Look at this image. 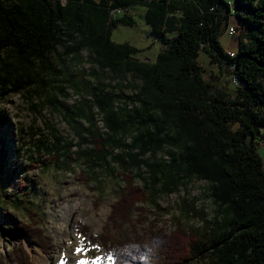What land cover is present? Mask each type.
I'll return each mask as SVG.
<instances>
[{
    "label": "trees",
    "instance_id": "1",
    "mask_svg": "<svg viewBox=\"0 0 264 264\" xmlns=\"http://www.w3.org/2000/svg\"><path fill=\"white\" fill-rule=\"evenodd\" d=\"M230 2L0 0V102L33 87L46 92L47 102L63 110L77 143L65 145L54 135L52 149L43 138L38 152L54 150V163L119 167L123 188L97 239L112 264H264V169L255 150L264 140V0ZM135 6L144 8L149 34L163 48L153 63L137 59L139 50L129 43L111 41L113 28L135 25L131 14L111 18V10ZM231 16L239 22L233 56L219 43ZM58 45L77 61L87 50L97 71L78 76L54 69L48 56L56 55ZM200 51L220 74L236 80L232 92L205 80L197 61ZM6 52L11 60L3 58ZM105 71L120 79L117 87L107 90L110 84H102ZM68 91L78 100L65 108L59 98H69ZM93 109L101 115L103 134ZM9 130L0 114V189L7 199L16 189L8 195L5 190L21 176L7 166ZM35 132L41 133L19 129L30 139ZM85 145L89 148L82 149ZM163 151L168 161L156 159ZM80 178L91 179L87 173ZM193 179L206 183L215 208L212 218L201 209L196 213L200 227L184 229L176 221L174 229L160 231L156 250L125 236L124 229L145 222L146 207L157 193L170 195ZM27 180L21 176L18 188L25 198L30 196ZM134 213L139 220H132ZM39 218L29 210L22 228L46 254L53 243ZM10 254L15 264H31L21 250Z\"/></svg>",
    "mask_w": 264,
    "mask_h": 264
},
{
    "label": "rangeland",
    "instance_id": "2",
    "mask_svg": "<svg viewBox=\"0 0 264 264\" xmlns=\"http://www.w3.org/2000/svg\"><path fill=\"white\" fill-rule=\"evenodd\" d=\"M143 13L144 8L142 7H134L130 10L129 14L133 16L135 25L113 28L111 41L119 44H131L139 50L135 54L137 59L153 63L163 48L149 34ZM237 24L234 17L231 22L223 24L219 38L221 47L231 54H235L238 50L239 30ZM230 27H235L237 32L235 36H230L226 32ZM64 51L65 48L58 45L56 55L48 56V62L54 69L62 68L67 73H75L78 76L89 74L91 69L97 71L96 67L88 61L89 52L87 50L80 52L79 61L74 56H66ZM3 58L11 60L7 52ZM208 58L209 56L205 51H200L197 58L205 80L220 89L232 92L235 89L232 78L225 73L220 74L218 68L214 67L215 65ZM86 79L95 85L94 78L87 77ZM119 80L108 71H105L101 78L103 85L110 84L107 90H110L111 87H117ZM126 80L130 81L131 77L127 75ZM139 83V80H136V84L139 85ZM27 91L29 92L9 94L0 102V114L6 118L10 128L6 138V147L9 151L7 166L13 168L15 173L27 177L28 188L26 191L30 192L28 198L19 193L21 176L17 179L14 178L5 190L8 195L10 194L9 191L16 189L10 199H7L0 189V256L3 257L4 264H15L10 253L18 249L28 256L31 264H36L33 260L32 249L39 248L45 258L47 257L49 260L47 264H60L61 260L67 264L70 259V245L78 239V242H82H79L77 246L84 249L85 260H88L90 264L97 258H99V264H112V260H109V256L104 253L97 239L103 235L110 205L119 198L123 188V183L117 175L120 171L119 167L111 165L110 168H91V166L79 162L67 165L63 159L54 163L51 160L54 150L50 153L45 148H41L38 152L37 145L43 138L47 139L46 143L50 148L55 142L54 135L61 137L65 145L68 143L75 145L77 138L63 110L60 107H53L47 102L48 95L46 92H40L34 87ZM121 92L124 95H130L129 89H123ZM115 93H118L117 90ZM68 95L70 96L67 99L59 98L65 108L72 107L78 100L71 91H68ZM93 110L96 113L97 127L103 134L105 130L101 123V115H98L97 110ZM20 128L25 131L32 128L34 131L40 130L41 133L35 132V136L30 139L28 136H21ZM262 135H264V128ZM88 148L86 145L82 146V149ZM75 150L72 148L70 151ZM255 150L262 160L264 169L263 139H260L255 145ZM160 158L168 161V156L164 151L156 156V159ZM81 173H87L90 176L91 179L88 183L80 178ZM141 173L142 176H146L144 170ZM135 183L139 185V180L137 179ZM21 199H24L26 203L20 202ZM154 199L155 202L146 207V213L143 216L145 222L137 224L134 230L126 228L123 231L127 238L146 244L153 250H156L160 242V231L174 229L176 221H180L184 229L196 228L201 225L198 221V214H196L201 209H204L208 218H212L214 215L215 208L206 191V183L203 181L190 180L176 192L170 195L159 192ZM96 206L98 208H95ZM29 210L39 213L40 225L45 234L52 240L53 247L46 254L23 231L22 225L28 222ZM132 220H139L135 213L132 215ZM83 228H86L87 232Z\"/></svg>",
    "mask_w": 264,
    "mask_h": 264
},
{
    "label": "bare ground",
    "instance_id": "3",
    "mask_svg": "<svg viewBox=\"0 0 264 264\" xmlns=\"http://www.w3.org/2000/svg\"><path fill=\"white\" fill-rule=\"evenodd\" d=\"M77 240L70 245V248L68 247L70 251V256H69L70 259H69V263L67 264H77L79 260L85 259V256H84L85 254L83 252H81L80 254H77L75 251L76 248L78 247L77 244L79 242H82V241L78 242ZM72 251L74 252L72 253ZM32 254H33V260L36 264H47L48 263L47 261H49L47 257L45 258V255L43 254L42 250L39 248L32 249Z\"/></svg>",
    "mask_w": 264,
    "mask_h": 264
},
{
    "label": "built area",
    "instance_id": "4",
    "mask_svg": "<svg viewBox=\"0 0 264 264\" xmlns=\"http://www.w3.org/2000/svg\"><path fill=\"white\" fill-rule=\"evenodd\" d=\"M144 1V0H143ZM228 5H232L231 4V2H228ZM129 11L130 10H128V9H126V8H116V9H113V10H111V12H110V14H111V18H112V14H119V16L120 15H122V14H124V13H128L129 14ZM226 32H228V34L230 35V36H235L236 35V29H235V27H230L228 30H226ZM230 56H233V54H229ZM232 81H233V83H234V86L236 87L237 86V82H236V80L232 77Z\"/></svg>",
    "mask_w": 264,
    "mask_h": 264
},
{
    "label": "snow or ice",
    "instance_id": "5",
    "mask_svg": "<svg viewBox=\"0 0 264 264\" xmlns=\"http://www.w3.org/2000/svg\"><path fill=\"white\" fill-rule=\"evenodd\" d=\"M97 247H98V246H97ZM75 251H76L77 254H80L81 252L84 251V249L81 248V247H77ZM109 260H110V261L112 260V257H111V256H109ZM60 264H65V261H64V260H61V261H60ZM77 264H90V262H89L88 260L81 259V260H79V261L77 262ZM91 264H99V258H97L96 261H92Z\"/></svg>",
    "mask_w": 264,
    "mask_h": 264
},
{
    "label": "crops",
    "instance_id": "6",
    "mask_svg": "<svg viewBox=\"0 0 264 264\" xmlns=\"http://www.w3.org/2000/svg\"><path fill=\"white\" fill-rule=\"evenodd\" d=\"M228 2H230V1H228ZM135 7H137V8H139L138 6H135ZM132 9H134V8H132ZM131 9V10H132ZM234 16H231L230 18H229V22H231V20H232V18H233ZM235 19V18H234ZM236 20V19H235ZM228 22V23H229ZM236 22L238 23L237 25L239 26V22L236 20ZM131 45V44H130ZM136 48V47H135ZM137 49V48H136ZM226 52V51H225ZM226 53H228V54H231L230 52H226ZM214 65V64H213ZM214 67H216V66H214ZM217 68V67H216ZM219 70V69H218ZM219 73H220V70H219Z\"/></svg>",
    "mask_w": 264,
    "mask_h": 264
}]
</instances>
